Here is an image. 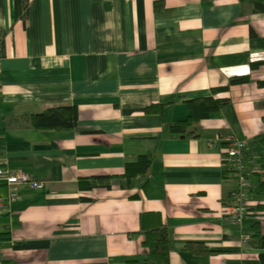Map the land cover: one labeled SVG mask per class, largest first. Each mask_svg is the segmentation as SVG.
Masks as SVG:
<instances>
[{"label":"crops","instance_id":"crops-1","mask_svg":"<svg viewBox=\"0 0 264 264\" xmlns=\"http://www.w3.org/2000/svg\"><path fill=\"white\" fill-rule=\"evenodd\" d=\"M28 2L24 19L17 0H0V152L45 187L23 184L10 203L0 187L3 264L141 263L161 223L171 264H264L250 241L255 225L264 234V161L251 145L264 134V0ZM241 75L250 81L219 89ZM209 97L229 103L171 131ZM154 104L163 110L146 111ZM61 106L77 107L74 127L33 124ZM230 139L250 143L254 168L240 224L225 216ZM147 153V174L125 176Z\"/></svg>","mask_w":264,"mask_h":264},{"label":"trees","instance_id":"trees-1","mask_svg":"<svg viewBox=\"0 0 264 264\" xmlns=\"http://www.w3.org/2000/svg\"><path fill=\"white\" fill-rule=\"evenodd\" d=\"M28 0H17L18 13L22 18H26L28 12ZM261 63V62H260ZM253 63V66L260 64ZM250 81L248 75L233 76L230 78L229 85L224 88L228 89L230 85L242 84ZM258 84L264 85L260 81ZM215 89L214 91H218ZM193 107V114L187 120L177 121L171 125L173 133L184 134L190 126L197 123L200 119L209 117L212 113L219 111L222 107L229 103L228 98H199L190 101ZM164 105L154 104L146 108V111L161 112ZM78 110L76 106H61L49 108L41 113L33 116L32 122L38 128L51 129H70L77 123ZM256 151L264 161V134L258 135L251 142ZM154 157L151 153L141 154L135 161H129L125 166V176L131 178L138 175H146L149 171ZM260 192L264 193V181L259 184ZM252 244L260 249H264V234L259 225H255L254 233L250 237ZM144 244L149 248V255L144 262L130 261L129 264H171L170 252L172 251V242L170 240L169 231L164 224H159L146 231ZM196 253H210V250L201 244L190 243L186 246ZM261 260L264 262V252L261 253Z\"/></svg>","mask_w":264,"mask_h":264},{"label":"built area","instance_id":"built-area-1","mask_svg":"<svg viewBox=\"0 0 264 264\" xmlns=\"http://www.w3.org/2000/svg\"><path fill=\"white\" fill-rule=\"evenodd\" d=\"M250 143L247 140L230 139L225 149V163L229 174L235 179L237 187L233 190L226 204L225 216L234 224H240L250 213V205L253 202V185L250 174L253 172L251 164ZM7 184L9 194L7 202H13L20 198V186L29 184L32 188L42 189L43 181L36 180L29 172L24 170L13 171L7 168L2 161L0 152V187ZM4 199L0 194V216ZM2 237L0 226V264H3Z\"/></svg>","mask_w":264,"mask_h":264}]
</instances>
